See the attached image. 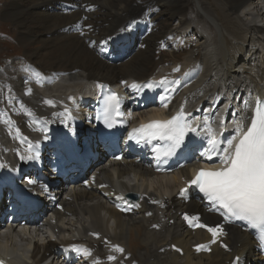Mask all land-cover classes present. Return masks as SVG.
Listing matches in <instances>:
<instances>
[{
    "label": "bare ground",
    "instance_id": "1",
    "mask_svg": "<svg viewBox=\"0 0 264 264\" xmlns=\"http://www.w3.org/2000/svg\"><path fill=\"white\" fill-rule=\"evenodd\" d=\"M6 1L5 7H0V16L4 21L13 22V35L20 48H25L22 61L28 65L19 68L22 63L8 62L0 72V83H10L16 93L26 92L29 97L23 99L22 111L9 110L20 135L28 141L45 135V131L37 129L62 125L57 112L59 107L66 106L70 97L94 90L95 81L116 84L124 79L144 80L162 75L160 68L166 71L177 64L183 71L170 80H181L193 73L191 69H184L201 65L199 76L186 91L188 100L194 101L193 106H197L208 93L229 95L240 90L246 94L264 88V0ZM82 3L97 7L96 11L86 14L84 22L81 21L82 12L78 10ZM188 10L192 12L190 18ZM141 15L146 17V25L152 24L153 32L143 42L138 41L137 36L122 61L108 64L87 49L85 37L99 39L110 35L129 22L139 20ZM173 20L178 22L175 29L169 26ZM192 21L198 22L195 28L191 27ZM79 23L92 26L87 36L81 37V31L73 30L72 25ZM168 35L175 42L176 51L162 48L163 40L169 41ZM34 44L39 48H26ZM38 71L43 76H37ZM49 72L66 76L45 75ZM28 89H31L30 93ZM57 94L62 95V99ZM179 98V95H173L170 100L174 109L181 107ZM46 100L53 103L47 104ZM43 104L52 107L58 115L44 110ZM242 107V112L235 107L240 118L246 113L244 105ZM34 108L39 112L36 113ZM156 110L151 111L157 113ZM170 113L169 108L168 115ZM80 119L83 121V116L80 115ZM27 161L18 158L16 163L25 164ZM129 165L119 163L103 167L94 164L91 167L96 172L91 174L88 183L82 186L77 181L62 198L60 187L52 189L50 194L55 200L60 197L59 204L63 209L55 216V223L50 224L51 231L56 236L67 235L68 238L98 233L125 247L126 253L131 255L130 260L139 264H231L236 258L239 264H264L256 245L246 233L233 227L224 231L226 225L218 212L209 210L210 203L190 196H171L176 187L181 186L177 181L179 173L154 176L140 163ZM43 167L42 162L33 165L29 177L37 178L38 173H43ZM48 173L47 170L45 174ZM180 173L188 174V168ZM24 175L27 176L23 174V178ZM92 176L96 177L97 184L107 187L101 190L106 198L96 190L85 189L92 186ZM44 185L37 186L35 182L32 189L41 191ZM130 192L141 194L140 202L147 204L136 206L132 211L135 215L122 216L114 206L123 207L122 194ZM5 195V191L0 190V199ZM3 209L4 202H1L0 213ZM181 212L199 217L203 222L208 220V226L219 225L222 234H218L216 242L212 243L208 231H194L181 225ZM31 224H38L35 218ZM42 230L29 233L8 229L4 236H0V254L14 257L16 262L13 264H59L53 254L56 243L44 235L45 229ZM59 243L66 244V238ZM197 245H206L207 248L198 252L195 250Z\"/></svg>",
    "mask_w": 264,
    "mask_h": 264
},
{
    "label": "snow or ice",
    "instance_id": "2",
    "mask_svg": "<svg viewBox=\"0 0 264 264\" xmlns=\"http://www.w3.org/2000/svg\"><path fill=\"white\" fill-rule=\"evenodd\" d=\"M86 19V18H85ZM90 27V26H89ZM84 33L81 32V35ZM109 40L112 37L108 38ZM102 44H107V41H102ZM180 69L176 67L173 72H178ZM39 76V74H36ZM39 83V80L37 81ZM124 83V82H122ZM179 80H168L166 77L159 81L151 80L144 84L131 83L125 87L135 91L143 89H153L162 86L169 95L160 97L162 106L167 108V101L170 99L172 92L176 91V86L180 85ZM103 88L105 86L99 85ZM31 89H28V93ZM71 99V97L69 98ZM45 103L52 104L50 100ZM121 98L115 93L109 91L103 100V109L97 113V119L103 120L104 124L111 128L116 122V118L123 115L120 111ZM229 106H226V110ZM249 108V101H244V109ZM54 115H57L54 113ZM64 117V121L70 119V113L65 108L64 113L59 114ZM235 117V114H233ZM3 116V114H0ZM190 113H185L183 108L167 119L151 120L146 124H141L138 128H133L128 134V140H135L137 144L142 141L152 143L153 141L164 142L163 146L152 148L155 158L160 160L162 157L167 158L173 156L185 142V137L191 132L197 135L203 133L207 140V147L200 152V156L207 161H212L214 157H218L219 163L215 167L200 168L195 171L193 177L186 181L189 187L194 186L203 194V197L210 203V211H216L224 218L226 222L238 220L245 222L250 228L255 229L259 234L261 245L264 246V99L257 98L255 105L252 108L251 116H244L240 119H233L232 128L235 135L230 138L221 139L222 133H217L212 127L209 116L206 114L203 117L202 123L193 125V121L188 119ZM199 121L200 118H195ZM250 122H247L249 121ZM11 125L13 122L9 119L4 121ZM63 122V121H62ZM219 127L225 129V121L219 122ZM47 131L46 128L37 129ZM17 138H20L21 143H27V148L24 154L19 155L20 160H34L38 158V154L34 153V145L22 137L17 129ZM47 139V136L44 137ZM122 157L116 156L119 160ZM0 167H4L0 164ZM183 167V165H181ZM156 171H163L157 167ZM30 184L34 181L29 180ZM47 191V188L44 189ZM187 188H181L179 195L184 196ZM159 203L158 201H152ZM184 219L189 223L190 227L206 228L211 234L212 243H215L218 234H222L219 225L213 227L203 223H199V217H188ZM115 251L123 252L119 246H113ZM206 245H197L196 251L205 250ZM71 251L80 253L81 249L78 246H71ZM179 251V249H177ZM86 255L90 252L85 250ZM109 261L115 259L114 256H108ZM0 264H5L0 260Z\"/></svg>",
    "mask_w": 264,
    "mask_h": 264
},
{
    "label": "rangeland",
    "instance_id": "3",
    "mask_svg": "<svg viewBox=\"0 0 264 264\" xmlns=\"http://www.w3.org/2000/svg\"><path fill=\"white\" fill-rule=\"evenodd\" d=\"M7 4L6 0H0V7L4 8ZM25 6L28 4L25 3ZM187 13L188 18L192 15L191 10H188ZM198 22L192 21L191 27L195 28L197 26ZM13 22L4 21L2 17L0 16V72L3 71L8 65V62H18L23 63V52L25 51V48L21 49L20 45L18 44L15 34L13 35ZM178 25V22L176 20H173L170 22L169 26H173V29H175ZM200 26V25H199ZM206 30V28H205ZM12 36L10 38V36ZM194 35V34H192ZM195 39V38H194ZM196 41V40H195ZM37 46V47H36ZM29 50H34L35 48H39L37 44H34L33 46L26 47Z\"/></svg>",
    "mask_w": 264,
    "mask_h": 264
}]
</instances>
